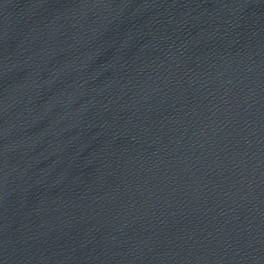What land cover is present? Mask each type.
I'll use <instances>...</instances> for the list:
<instances>
[{"label": "water", "instance_id": "1", "mask_svg": "<svg viewBox=\"0 0 264 264\" xmlns=\"http://www.w3.org/2000/svg\"><path fill=\"white\" fill-rule=\"evenodd\" d=\"M0 264H264V0H0Z\"/></svg>", "mask_w": 264, "mask_h": 264}]
</instances>
